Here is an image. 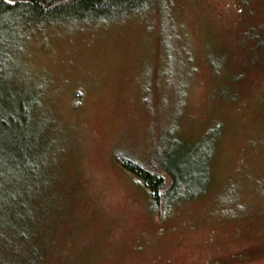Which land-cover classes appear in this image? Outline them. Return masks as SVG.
I'll return each instance as SVG.
<instances>
[{"label": "rangeland", "instance_id": "1", "mask_svg": "<svg viewBox=\"0 0 264 264\" xmlns=\"http://www.w3.org/2000/svg\"><path fill=\"white\" fill-rule=\"evenodd\" d=\"M159 3L22 40L9 77L44 92L43 172L55 192L23 238L0 210V264H37L45 248L46 264H264V0ZM211 130L208 187L152 211L118 154L146 165L155 143ZM18 181L14 199L38 200Z\"/></svg>", "mask_w": 264, "mask_h": 264}, {"label": "trees", "instance_id": "2", "mask_svg": "<svg viewBox=\"0 0 264 264\" xmlns=\"http://www.w3.org/2000/svg\"><path fill=\"white\" fill-rule=\"evenodd\" d=\"M157 4H160L159 0H0V210L5 212L21 238L25 220L35 217L39 203L48 198L47 191L55 192L43 172L47 160L43 131L47 130L45 120L51 118L43 100L44 92L39 86L33 87L31 81L9 77L16 65L15 55L22 49V40L30 30H44L70 22L98 23L120 19L143 13ZM262 45L263 42L256 39L252 46L257 52ZM227 96L229 94L222 89L220 98ZM218 132L211 130L196 141H187L185 137L181 140L180 136L175 141L169 138L161 143L162 147L157 142L146 165L128 153L118 154L122 159L121 166L145 187L152 211L164 214L173 204L203 193L208 187L204 181L207 182L209 177ZM16 176L11 183L3 180ZM18 179L22 180L24 190L28 186L25 183L32 181L38 200L28 199L22 193L18 194L19 199H14L12 193L17 190ZM43 220L46 221L44 216ZM6 221L3 217V230L7 229ZM23 250L19 249L20 256L24 254ZM43 250V254L39 250L37 264H46L47 250ZM0 256L2 261L7 259L4 249H0Z\"/></svg>", "mask_w": 264, "mask_h": 264}]
</instances>
